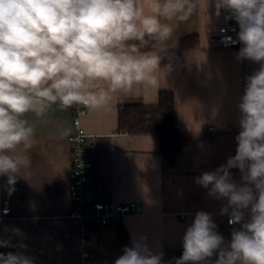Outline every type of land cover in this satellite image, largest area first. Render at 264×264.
Returning a JSON list of instances; mask_svg holds the SVG:
<instances>
[{"label":"clouds","instance_id":"9594fccd","mask_svg":"<svg viewBox=\"0 0 264 264\" xmlns=\"http://www.w3.org/2000/svg\"><path fill=\"white\" fill-rule=\"evenodd\" d=\"M213 4L216 15L223 9L239 26L237 59L260 65L246 78L238 104L235 155L195 178L210 196L227 201L221 214L239 227L225 245L211 214L197 212L175 264H209L214 255L215 264H264V0ZM196 8L195 0H0V176L8 185L32 166L36 129L28 114L40 118L53 106L106 110L121 94L159 88L176 25ZM144 239L125 246L114 264H161L163 253L153 254ZM0 264L33 260L0 253Z\"/></svg>","mask_w":264,"mask_h":264},{"label":"crops","instance_id":"0c3cea01","mask_svg":"<svg viewBox=\"0 0 264 264\" xmlns=\"http://www.w3.org/2000/svg\"><path fill=\"white\" fill-rule=\"evenodd\" d=\"M195 3L190 19L176 25L171 49L193 34L198 36L199 49L188 51L183 63L162 64L170 69L161 74L159 88L121 94L110 108L87 110L81 116L97 152L94 175L84 184L85 196L101 202L138 201L143 211L116 222L92 224L88 242H83V222L70 216L73 112L53 106L40 118L28 114L36 129L29 152L31 168L22 170L12 186L7 176H0V210L3 199L12 201L11 214L0 219V241H8L9 246L0 249L22 252L33 264H114L125 246L145 238L153 254L163 253L161 264H175L183 253L186 228L199 211L211 214L225 245L230 242L239 225L230 224L229 215L221 214L227 201L210 196L195 178L235 155L238 104L246 78L260 65L238 60V48L216 47L212 37L226 23L228 12L222 9L216 15L213 0L208 6L207 0ZM165 89L174 92L176 127L182 135L181 150L170 154L161 151L158 133H127L119 128L126 101L156 103ZM66 128L71 132L64 136ZM230 172L240 183L239 169ZM88 248L91 253H86ZM215 259L214 255L209 264H215Z\"/></svg>","mask_w":264,"mask_h":264},{"label":"built area","instance_id":"2783aa9c","mask_svg":"<svg viewBox=\"0 0 264 264\" xmlns=\"http://www.w3.org/2000/svg\"><path fill=\"white\" fill-rule=\"evenodd\" d=\"M220 26L218 33L212 37L213 44L222 48H238L242 44L237 41L239 26L235 19H229ZM233 20V22H232ZM88 109L83 106H73V121L75 132L71 135L72 168L70 173V196L71 212L70 216L83 222L82 239L87 243L91 233V225L108 224L121 220L127 214H139L143 211L141 203L138 201H128L123 203L94 201L84 194V184L94 175L97 162V152L93 144L88 141V135L81 123V116ZM12 212V201L10 198L3 199L0 210V219L7 218ZM229 221V217H228ZM88 248L86 253H91Z\"/></svg>","mask_w":264,"mask_h":264},{"label":"trees","instance_id":"16d2710c","mask_svg":"<svg viewBox=\"0 0 264 264\" xmlns=\"http://www.w3.org/2000/svg\"><path fill=\"white\" fill-rule=\"evenodd\" d=\"M199 48L198 36L188 35L181 40L178 48L170 49L162 64L183 63L188 51ZM119 128L127 133H158L163 153L181 150L182 135L176 127V102L172 90H161L156 103L126 101L120 110ZM9 252L14 253L13 250L0 249V253Z\"/></svg>","mask_w":264,"mask_h":264},{"label":"water","instance_id":"95a60500","mask_svg":"<svg viewBox=\"0 0 264 264\" xmlns=\"http://www.w3.org/2000/svg\"><path fill=\"white\" fill-rule=\"evenodd\" d=\"M232 22H233V20H232Z\"/></svg>","mask_w":264,"mask_h":264}]
</instances>
